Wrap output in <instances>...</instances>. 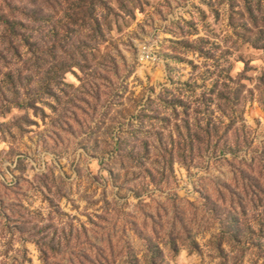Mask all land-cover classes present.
Instances as JSON below:
<instances>
[{
    "label": "rangeland",
    "instance_id": "rangeland-1",
    "mask_svg": "<svg viewBox=\"0 0 264 264\" xmlns=\"http://www.w3.org/2000/svg\"><path fill=\"white\" fill-rule=\"evenodd\" d=\"M8 14L44 52L0 24V264H264V0Z\"/></svg>",
    "mask_w": 264,
    "mask_h": 264
},
{
    "label": "trees",
    "instance_id": "trees-1",
    "mask_svg": "<svg viewBox=\"0 0 264 264\" xmlns=\"http://www.w3.org/2000/svg\"><path fill=\"white\" fill-rule=\"evenodd\" d=\"M87 4V3H86ZM83 9V8H82ZM14 11L15 9H8V11ZM93 11V10H92ZM40 13V12H39ZM11 14V13H10ZM23 14V12H22ZM38 15V12L31 11L30 13H24V18L28 21H32L35 23H39L41 18L44 19V17H40L39 19L36 17ZM41 15V13H40ZM50 18V16H49ZM0 24L2 25L3 28V33L6 37L8 38L7 42L10 44L9 40H14L17 39L22 41V44L24 47L27 48V51L29 53H42L44 50L40 47V45L37 43L38 41L34 40V34L36 29L34 27H31L29 25H26L22 20L16 19L14 16L8 15H3L0 17ZM75 26V25H74ZM19 29H21L22 33H19ZM34 32V33H33ZM57 37V32L56 29L51 26L49 35H47V41L48 45H51L50 47L48 46L47 50L51 51L55 47V38ZM46 45V44H44ZM246 212V211H243ZM246 215V214H245Z\"/></svg>",
    "mask_w": 264,
    "mask_h": 264
}]
</instances>
